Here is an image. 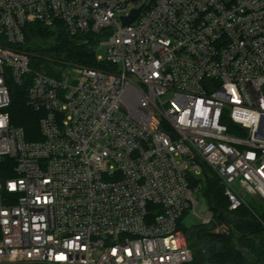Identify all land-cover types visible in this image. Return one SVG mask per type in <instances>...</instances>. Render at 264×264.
I'll list each match as a JSON object with an SVG mask.
<instances>
[{
    "label": "built area",
    "instance_id": "built-area-1",
    "mask_svg": "<svg viewBox=\"0 0 264 264\" xmlns=\"http://www.w3.org/2000/svg\"><path fill=\"white\" fill-rule=\"evenodd\" d=\"M37 23L106 38V68L35 70ZM209 178L231 213L264 205V0H0V264H194L180 223Z\"/></svg>",
    "mask_w": 264,
    "mask_h": 264
},
{
    "label": "trees",
    "instance_id": "trees-1",
    "mask_svg": "<svg viewBox=\"0 0 264 264\" xmlns=\"http://www.w3.org/2000/svg\"><path fill=\"white\" fill-rule=\"evenodd\" d=\"M99 38L95 35L71 37L60 26L49 28L37 23L26 29L25 50L35 70L43 68L50 73L52 64L105 69L104 63L97 62ZM9 88L12 124L23 129L27 141H41V114L28 106L26 86L10 84ZM3 177L7 179L11 174ZM207 184V202L216 222L230 225L232 232L229 236L215 235L211 227L202 225L186 230L184 234L194 264H264V207H252L254 213L247 208L231 213L219 181L209 178Z\"/></svg>",
    "mask_w": 264,
    "mask_h": 264
},
{
    "label": "rangeland",
    "instance_id": "rangeland-1",
    "mask_svg": "<svg viewBox=\"0 0 264 264\" xmlns=\"http://www.w3.org/2000/svg\"><path fill=\"white\" fill-rule=\"evenodd\" d=\"M99 41L100 42H104L106 41V38H99ZM96 53L98 56L102 57V58H106L107 57V48L105 46H99V44L97 45L96 47ZM78 67V66H71V65H61V66H56L54 64L51 65V70H50V73L41 68L40 70L38 71H41L45 74H48L51 76H55V77H71L72 75H75L76 74V71H75V68ZM207 189H208V184L206 183L205 184V190L203 192H199V193H195L194 194V197H195V200L198 202V207L196 209V212H197V215H194V214H187L185 216V218L182 220V231L185 232L186 230H190L194 227H197V226H200L201 225V218L204 217L208 211H209V205H208V202H207ZM249 204L252 206V207H260L264 205L259 201V200H249L248 201Z\"/></svg>",
    "mask_w": 264,
    "mask_h": 264
},
{
    "label": "water",
    "instance_id": "water-1",
    "mask_svg": "<svg viewBox=\"0 0 264 264\" xmlns=\"http://www.w3.org/2000/svg\"><path fill=\"white\" fill-rule=\"evenodd\" d=\"M141 10L133 12L132 16L128 19H123L124 25H131L140 15Z\"/></svg>",
    "mask_w": 264,
    "mask_h": 264
}]
</instances>
